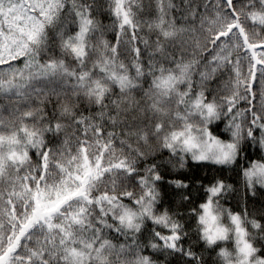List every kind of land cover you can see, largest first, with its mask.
<instances>
[{
    "label": "snow or ice",
    "instance_id": "obj_1",
    "mask_svg": "<svg viewBox=\"0 0 264 264\" xmlns=\"http://www.w3.org/2000/svg\"><path fill=\"white\" fill-rule=\"evenodd\" d=\"M134 9L143 10L141 0H110L119 29L110 44L86 0H0V97L8 100L0 105V264H155L147 247L206 264L183 247L188 233L177 214L157 211L158 165L141 174L138 163L152 139L174 171L189 160L235 165L249 140L264 149V0H154L148 21ZM144 23L155 41L137 34ZM122 44L130 64L120 60ZM138 89L139 100L130 95ZM84 103L99 112L82 111ZM242 175L250 190L264 187V157ZM196 183L204 198L190 216L213 264H264V246L246 227L264 239V225L220 204L231 185L217 177ZM148 221L152 238L142 246Z\"/></svg>",
    "mask_w": 264,
    "mask_h": 264
},
{
    "label": "trees",
    "instance_id": "obj_2",
    "mask_svg": "<svg viewBox=\"0 0 264 264\" xmlns=\"http://www.w3.org/2000/svg\"><path fill=\"white\" fill-rule=\"evenodd\" d=\"M86 2L92 5L93 17L101 26V29L104 33L103 38L108 40L110 44H115L117 39L116 33L119 31V29L118 27H114V18L109 10L110 0H86ZM244 2H247V0H244ZM141 3L143 5L142 11L134 9L138 12L137 19L140 21H148L155 15L154 0H141ZM175 3L179 6L181 4V0H175ZM173 14L177 17V21L179 23L180 14ZM249 26H251V21H249ZM141 27L143 30L137 34L146 39H150V41H155L156 36L154 33L149 32L147 24L144 23L141 25ZM255 30L259 32V26H257ZM130 31L131 30L129 29V33ZM182 38L187 39V37ZM124 39L127 40L128 37L125 36ZM179 39L180 38H178L177 43L179 42ZM139 47H141L142 50L144 49L143 44H140ZM169 50H172L171 45H169ZM150 51L151 49L144 50L142 59L144 60L145 64L147 63ZM120 52V60L130 64L131 55L128 52V47L122 44L120 47ZM246 68L247 65L245 64V70ZM132 74L134 75V70ZM225 80H227V74L221 76L215 84L211 85V87L213 89H217L223 84ZM144 87H147V83H145ZM219 94L225 95L227 93L221 91ZM130 95L139 100L141 99L143 93L138 89ZM118 97L119 89L116 88L114 89V94L110 97V100L117 99ZM107 102L108 101H106V103ZM7 103L8 100L6 98L0 97V105H6ZM245 107H247V105L245 103H241L240 108ZM89 108L93 113L99 112L98 108L89 106L87 103H84L81 106L82 111ZM47 111L51 113V104L48 105ZM85 114H88L87 111H85ZM5 115H7V113H5ZM250 118L251 117L249 116V119ZM226 123V120L223 121L219 124V129H215L214 127V130L222 131ZM255 135L257 139H259V131H257ZM222 138H227V134L225 133ZM242 147L243 151L235 165L226 166L223 168L219 166H197L189 160L188 165L184 169L174 171L172 164L169 162L170 159H172L170 153L167 150H161L156 144V141L152 139L149 142V146L143 147V150L150 154L146 158L141 159L138 163V169L140 170L141 174H143V170L146 167L152 164L158 165V168L163 174L164 179L160 183L161 203L158 205L157 211L160 212L165 208H168L170 212L177 214L176 218L180 219L182 224H185L184 231L188 233L187 237L181 241L183 247L187 249L189 246H192L197 255H201L203 257V259L206 261V264H213V261L216 259V254L214 251L207 250L203 242L199 240L195 230V218L190 216L192 207L198 206V204L202 202L204 198L203 189L199 188V185L196 183L197 180H201L202 183L207 184L212 179V177L223 179L225 184L231 185V189L226 191L220 197V204L222 207L231 209L233 212H240L241 214L247 212L249 220L255 219L261 225H264V190L258 186H255L254 190H250L246 186L242 175L243 168L247 167L250 161L259 160L264 157V151L261 149L258 143L254 144L250 140L246 141ZM170 179H184L186 183L190 184V187L186 190L176 189L174 186L168 184ZM134 180L135 178H133V181ZM127 190H135L139 192V187L138 185H134V183H129ZM189 193H191L190 200L185 201L181 199V195H187ZM153 227L154 226L150 221L146 222L142 235L139 237L142 246L148 245L150 243ZM246 227L256 239L255 246L257 248L264 246V239H261L262 234L260 231L253 229L251 224L246 225ZM156 230L160 229L157 228ZM110 236L113 238L115 243L123 242V237L117 238L115 233H110ZM220 246H226L231 249L232 244L231 242H228L227 244L221 242ZM143 254L149 255L155 264H186V258L179 253L157 252L150 247H147Z\"/></svg>",
    "mask_w": 264,
    "mask_h": 264
},
{
    "label": "rangeland",
    "instance_id": "obj_3",
    "mask_svg": "<svg viewBox=\"0 0 264 264\" xmlns=\"http://www.w3.org/2000/svg\"><path fill=\"white\" fill-rule=\"evenodd\" d=\"M262 150L264 151V149H262ZM256 186H258V187H260V188H262L264 190V187H261L260 185H256ZM225 222H227V221H225Z\"/></svg>",
    "mask_w": 264,
    "mask_h": 264
}]
</instances>
